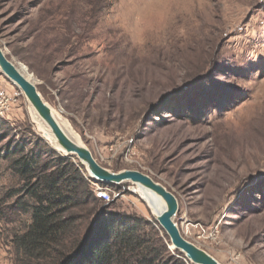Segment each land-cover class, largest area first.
Wrapping results in <instances>:
<instances>
[{"label": "rangeland", "instance_id": "rangeland-1", "mask_svg": "<svg viewBox=\"0 0 264 264\" xmlns=\"http://www.w3.org/2000/svg\"><path fill=\"white\" fill-rule=\"evenodd\" d=\"M0 48L99 165L175 196L186 240L221 264H264V0H0ZM0 94V264H17L11 237L31 217L12 218L11 162L52 146L1 73ZM89 181L156 224L135 184ZM98 206L64 214L67 244Z\"/></svg>", "mask_w": 264, "mask_h": 264}, {"label": "trees", "instance_id": "trees-1", "mask_svg": "<svg viewBox=\"0 0 264 264\" xmlns=\"http://www.w3.org/2000/svg\"><path fill=\"white\" fill-rule=\"evenodd\" d=\"M36 148V154H23L11 162L20 182L8 194L12 218L24 213L31 217L27 231L11 237L17 264H192L180 251L170 249L168 238L154 222L114 211L112 201L96 199L76 158L45 143ZM93 204H99L95 218L73 248L74 242L66 243L69 222L63 216L70 209ZM0 215L11 221L4 210Z\"/></svg>", "mask_w": 264, "mask_h": 264}, {"label": "water", "instance_id": "water-1", "mask_svg": "<svg viewBox=\"0 0 264 264\" xmlns=\"http://www.w3.org/2000/svg\"><path fill=\"white\" fill-rule=\"evenodd\" d=\"M0 73L22 92L31 108L34 120H40L39 122L47 126L49 133L54 138L55 146H51L56 152L76 158L91 181L112 185L131 182L136 186L139 185L153 191L165 204V208L158 215H153V217L156 224L168 238L170 249L180 251L192 264H221L212 255L181 235L177 224L174 222L178 203L170 191L142 172L130 169L112 172L99 165L85 145L76 143L65 133L53 115L51 107L39 93L35 84L21 72L20 66L16 65L4 54L1 48ZM43 135L47 139L46 134L43 133Z\"/></svg>", "mask_w": 264, "mask_h": 264}, {"label": "bare ground", "instance_id": "bare-ground-1", "mask_svg": "<svg viewBox=\"0 0 264 264\" xmlns=\"http://www.w3.org/2000/svg\"><path fill=\"white\" fill-rule=\"evenodd\" d=\"M20 70L27 78L31 79V75L27 72V69L24 66H20ZM31 81H32V79H31ZM52 113L55 116V118L57 119V121H58L59 125L61 126V128L65 131V133L73 141H75L76 143L82 145L83 143H82L79 135H77L73 131V129L69 126L67 121L64 120L59 115V113L57 111H55L54 109H52ZM35 120H37V119H35ZM39 125H40L39 126L40 128H43V133L46 134L47 139L50 142V144L52 146H55L54 138L49 133V130H48L47 126L44 123H42V122H40ZM135 188H136V192L139 194V196L143 198V200L145 201L147 206L151 209V211H153L154 215H158L165 208V204H164L163 200L157 194H155L153 191H151V190H149L147 188L141 187L139 185H137Z\"/></svg>", "mask_w": 264, "mask_h": 264}, {"label": "built area", "instance_id": "built-area-1", "mask_svg": "<svg viewBox=\"0 0 264 264\" xmlns=\"http://www.w3.org/2000/svg\"><path fill=\"white\" fill-rule=\"evenodd\" d=\"M7 102L8 99L0 94V112L5 110V108L7 107ZM93 192L95 197L99 200H103L105 202H108L110 200V193L103 188L97 187Z\"/></svg>", "mask_w": 264, "mask_h": 264}]
</instances>
